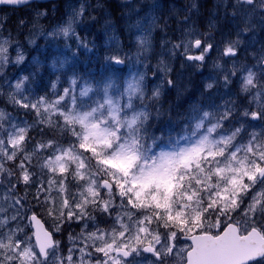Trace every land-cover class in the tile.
I'll list each match as a JSON object with an SVG mask.
<instances>
[{"label":"snow or ice","instance_id":"1","mask_svg":"<svg viewBox=\"0 0 264 264\" xmlns=\"http://www.w3.org/2000/svg\"><path fill=\"white\" fill-rule=\"evenodd\" d=\"M0 264H264V0H0Z\"/></svg>","mask_w":264,"mask_h":264}]
</instances>
